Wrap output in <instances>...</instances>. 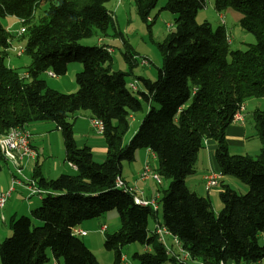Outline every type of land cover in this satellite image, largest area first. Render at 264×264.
I'll use <instances>...</instances> for the list:
<instances>
[{"label": "trees", "instance_id": "trees-1", "mask_svg": "<svg viewBox=\"0 0 264 264\" xmlns=\"http://www.w3.org/2000/svg\"><path fill=\"white\" fill-rule=\"evenodd\" d=\"M111 1L0 0V137L12 128L55 123L62 134L65 160L76 166L74 175L62 174L53 180L38 172L34 175L38 187L52 193L42 196L32 217L11 219L13 234L0 244V263L46 264L50 249L65 264H100L73 230L116 210L121 226L105 234L104 242L105 249L115 253L114 264H122L123 248L135 243L147 248L134 254L139 264H180L155 231H149V222L158 212L137 204L136 194L116 188L124 163L133 162L138 151L150 150L158 159L161 183L169 181L160 193L163 226L178 238L191 261L261 264L264 111L255 110L252 115L261 142L256 157L231 154L226 132L248 99L264 98V0H214L219 13L232 8L242 14V29L256 38V44L246 50H231L224 26L214 30L208 22L197 23L205 0H167L163 9L176 16V30L159 45L163 63L157 81L140 78L143 89L139 88L138 96L126 77L139 60L126 42L123 56L130 69L126 73L113 71L107 44H79L98 32L107 36L112 25L116 28L107 7ZM158 1L134 0L142 20H149ZM42 3L49 7L35 20ZM6 17L16 18L25 28L26 33L14 34L28 36L25 54L31 63L22 75L7 60L14 46L12 33L1 23ZM70 62L83 65L76 75V93L63 94L41 79L47 72L64 76ZM145 104L148 112L124 145L132 115L143 111ZM80 111H89L92 119L104 124L107 157L103 163L95 162L90 147L76 143L73 121ZM207 142L216 144L214 156L222 177H236L249 187L241 194L221 182L223 208L218 214L209 198L187 186ZM4 162L0 152V171ZM33 219L42 225L35 227Z\"/></svg>", "mask_w": 264, "mask_h": 264}, {"label": "rangeland", "instance_id": "rangeland-1", "mask_svg": "<svg viewBox=\"0 0 264 264\" xmlns=\"http://www.w3.org/2000/svg\"><path fill=\"white\" fill-rule=\"evenodd\" d=\"M166 1L167 0H159L156 7L151 11L149 20L144 21L141 19L137 12V7L134 0H112L107 4V7L109 11L112 12L111 14L114 18L116 28H114L112 25L108 30L107 36H103L98 32L92 38H85L80 40L79 44L85 47H94L102 44L103 41L100 40L98 44V40L100 38H103L106 44H108L112 53L111 56L113 59V71L126 73L130 72L129 65L123 56V53L126 51L124 42H126L130 46L131 51L138 56L139 60V65L132 69L133 73L130 76L126 77V82L130 84L136 81L138 87L140 88V90H142L143 85L139 80L140 78H145L153 82L157 81L159 77V69L162 67L163 63V56L159 45L164 43L170 32L176 30V16L163 9ZM205 3V7L199 10L197 14L196 21L198 24L208 22L211 24L214 30H216L220 26H224L232 42L230 45L231 50H246L248 45L256 44L255 36L242 29L240 24L242 14L240 12L229 8L225 12L219 13L215 8L214 0H205ZM48 7L49 5L47 3H42L35 20L43 15V12L47 10ZM1 23L3 27L8 29V31L13 35L12 42L14 43V51H12V53L14 54L10 53L7 60H11L13 62L12 67L16 68L22 75L23 73L27 72L28 66L31 63L30 57L25 54V46L27 44L28 36L27 34H24L23 36H19L17 34L22 29L23 25L20 24L14 17H6L1 20ZM16 30L18 31L16 34H14ZM116 32H120L122 36H119ZM11 47H13V45ZM20 49L24 50L22 55L17 54V51H19ZM142 62L144 63L142 64ZM82 70V64L78 62H70L68 64L67 73L64 76H52L51 74H49V72H47L42 74L41 79L45 80L51 89H54L63 94H74L78 90L76 75ZM134 93L136 96H138L137 92ZM244 105L247 106V111L243 115L244 117H246L247 121V130L249 137L246 145H248V148L245 150L236 145H229V152L233 155L249 154L250 156L252 155V157H256L260 153L261 142L259 140V137L256 135L257 131L254 128L255 124L252 115L256 109L264 111V98H250L244 103ZM155 107H158V105H155ZM147 112L148 107L145 104L143 111L132 115L129 121V129L123 137L124 145L128 144L130 138L139 129ZM90 117L91 113L89 111H80L75 115V119H77V121H87L88 124H90L91 121L92 125L93 119ZM38 124L55 125L54 123L52 124V122H38L30 124L28 126V130L31 133L35 134L34 132H36L38 128H34V130H32V127H37ZM44 127V129H40V132L46 133L47 135L45 137H35L36 141H38V143L36 144V148L38 151H35L37 153V156H39L37 158L39 159L37 170L42 172L46 177H49L54 173V165L61 164L63 168L66 167L67 172L70 171V173L65 174L74 175L76 170L70 167V164L64 162L63 153L65 151V148L63 149L64 142L62 144L63 138L61 133H57L54 128L47 126ZM48 130L51 131L48 132ZM90 131H92L93 140L91 141V143L93 144L94 148L92 150V153H94L93 155L94 159L96 160L95 162L103 163L106 160L105 153L107 151V144L105 142V139L102 133L97 132V130L93 127L89 129V132ZM78 134L83 135L82 133ZM206 151H208L207 148L201 150L198 161L196 163L197 174H194L195 176H189V178L187 179V186L190 190H195L200 196L209 198L214 212L218 214L223 208V203L220 199V191L222 190V188L220 186H217L211 188L210 190H207L205 189V184L201 179V176L205 171L204 169L209 170L208 161L204 154ZM213 154L215 155V150ZM213 157L215 169L219 171V167L215 161V156ZM37 159H35L36 162ZM147 165L153 172L157 173V169L159 166L158 159L152 158L151 156H146V150H140L136 153L135 160L133 162L124 163L123 171L124 175L128 177L129 182H131L129 186L135 187L138 190L139 196L141 195L140 192L142 190V187L143 190H152L155 196L153 195L154 197H152V199L148 201H153L156 199L158 194H162V192L168 188L169 181L162 179V183L159 184L156 180L150 178L151 180L146 182L150 183L151 185H144L142 181L145 180H142V174ZM4 166L6 167L5 163H3V167ZM72 169L74 171H71ZM33 172L34 170L31 171V173ZM60 174L61 173H58V175ZM226 179L227 183L230 184L231 187L238 193L246 194L249 191V187L241 182L238 178L227 176ZM138 184H141V186H143L139 187ZM34 196L37 197L38 195ZM34 196H32L33 199L31 200V202L25 201L22 196H14L12 198L9 197L5 206L6 216L8 215L9 217L4 222L2 221L0 216V234L4 236L2 237L3 239L1 243L10 238L13 234V231L10 228V216H12L14 213H17L16 218H20L22 216L32 217V212L28 211L30 206H32L33 210L40 206H35L34 202L36 200L34 199ZM160 199L161 197L156 200V206L158 207L157 217H152L149 222L150 233H152L156 229L158 222L163 225V208ZM153 206L155 209V205ZM8 208H10V214H8ZM33 224L35 227H38L42 225V222L33 219ZM104 224L108 225L109 227L107 232L105 233L101 231ZM120 226V215L116 210H113L108 212L101 218L85 221L82 225H80V227H78L79 229L83 228L86 230L87 236L81 237V239L96 255L100 264L115 263V253L106 250L104 247L105 234H112L116 232L120 228ZM6 231H10V234L6 235ZM259 243L260 245H264V234L260 235ZM168 245L171 246L172 249H174V246L170 245L169 241ZM146 251L147 249L144 246L137 243L125 246L122 250V255L125 256L122 264H139L138 261L134 259V254H142ZM47 255L50 260L46 264H65L63 259L57 260L50 249L47 251ZM166 264L171 263L168 262ZM192 264L199 263L192 262ZM228 264L234 263L228 262ZM262 264H264V262Z\"/></svg>", "mask_w": 264, "mask_h": 264}, {"label": "crops", "instance_id": "crops-1", "mask_svg": "<svg viewBox=\"0 0 264 264\" xmlns=\"http://www.w3.org/2000/svg\"><path fill=\"white\" fill-rule=\"evenodd\" d=\"M17 31L18 30H16L15 32H17ZM100 40L103 41L102 44H106V42L102 38H100L98 40V44H99ZM12 45L14 46V43L13 42H12ZM10 53L11 54H14L12 52H10ZM8 62L12 66L13 62L11 60H8ZM244 108H245V110L241 112L242 116H244L243 114L247 111V106L246 105H244ZM256 110H258V109H256ZM73 122H74V135H75V139H76L77 145L79 147L80 146H82V147L88 146V147L91 148V150H93L94 149L93 148V144L91 143V141L93 140V138H92V131L89 132V129L92 128L91 121H90V124H88L87 121H77V119H74ZM55 125H40V124H38L37 127H32V130H34V128H38L37 131L34 132L35 134L31 133L28 130V126L25 127V129L30 133V143H31V146L35 150H37L36 144L38 143V141H36V138L35 137H38V136L45 137L47 135L46 133L40 132V129L41 128H43V129L45 128L44 126L54 128L57 133H59V132L61 133V131ZM49 131H51V130H48V132ZM77 132L78 133H82L83 135H80ZM248 137H249V135H248V130H247L246 117H244V121L234 120V122L231 124V126L227 129V132H226V139H227L228 146L229 145H236V146H238L240 148H243L245 150L248 148L247 147L248 145H246V142L248 140ZM62 144H63V139H62ZM206 146L207 147H205V148H207L208 151H206L204 154H205V157L207 158V161H208L209 170L208 169H204L205 171H204V173L201 176L202 182L204 184H205V177L208 174H210L211 172H219V171H217L215 169V166H214V157H213L214 156L213 152H214V150H216V144L214 142H207L206 143ZM63 149H64V145H63ZM247 155H249V154H247ZM146 156H151L152 158H156V156L150 150H146ZM38 157L39 156H37V158ZM63 157H64V162H66V160H65V151L63 153ZM93 157H94V155H93ZM105 157H107V151L105 153ZM38 161H39V159H37V162H36V160L27 161V163L22 168V173L21 174H18L16 172L15 165L12 162H10V161L5 160L4 163H5L6 167L4 166L5 167L4 168L3 165H2V168H1V171H0V192H2V193L10 192V198H12L14 196L15 197L16 196H19V197L22 196L25 201H30L31 202V200L33 199L32 196H34V194L31 191V187H32V183L35 182L33 177H34V175L37 172L40 173V174H42L43 177L46 178V179H48V180L56 179L60 175L65 174V173H70V171L67 172L66 167L63 168V166H61V164H57V165H54V167H53L54 173L52 174V176L46 177L42 172H40V171L37 170ZM32 170H34L33 173H31ZM74 170L72 169L71 171H74ZM24 173H25V176H24ZM27 173H29V174H27ZM58 173H61V174L58 175ZM196 174H197V172H196ZM14 177L17 178V182L13 184V178ZM122 178L125 180V182L128 185L131 184V182H129L128 177H126L124 175V171L122 172ZM226 178L227 177H222V179L220 181V185H219L220 187H221V182L224 185H228V186L231 187V185L227 183V179ZM150 180L151 179H148V180H145V181H142V182L144 183V185L145 184H150V183H147L146 182V181H150ZM35 185H37V182H35ZM138 185H139V187H142L143 186V185L141 186V184H138ZM141 189H142L141 192H140L141 198H143L145 200H150V199H152V197L155 196V194H153V191L152 190H147V189H144L143 190V187ZM205 189H207L206 188V184H205ZM194 192H196V191L194 190ZM34 199L36 200L34 202V204H35L36 207H38L39 205H41L42 197H40V196L39 197L38 196L35 197L34 196ZM8 210H9V212H8ZM8 210H7V212H8V214H10V208H8ZM28 211L29 212H32L33 211L32 206H30V208L28 209ZM0 216H1L2 221H4V222L8 219L9 216L8 215L6 216V207L3 210H0ZM16 217H17V213H14L12 216H10L9 219L11 221V219L16 218ZM108 228L109 227L106 224H104L102 226V229H105L106 232H107ZM80 229L83 230V231H86L83 228H80ZM5 234L6 235H9L10 234V231H6ZM2 237H4V236H2L0 234V243H1L2 239H3ZM168 241H169L170 245H173L174 246V243H173V239L172 238H169ZM174 250L177 251V249L175 248V246H174ZM124 258H125V256H123V261H124ZM188 264H192V262H189Z\"/></svg>", "mask_w": 264, "mask_h": 264}, {"label": "built area", "instance_id": "built-area-1", "mask_svg": "<svg viewBox=\"0 0 264 264\" xmlns=\"http://www.w3.org/2000/svg\"><path fill=\"white\" fill-rule=\"evenodd\" d=\"M19 35H20V33H19ZM20 51H21V49L19 51H17V53H19ZM143 63L144 62H142V64ZM50 74L52 76H54V74H52V73H50ZM130 86L134 92H137L139 90V87H138L136 81L133 83H130ZM244 110H245L244 107H242L240 109V111L235 116V120L244 121V116H242V114H241V112ZM92 127L94 129H96L97 132H100L103 135L104 124L101 120L92 122ZM0 152L3 155V157H5V159L7 161H10L15 165L16 172L18 174L22 173V168L27 163V161L35 160L37 158V153H36L35 149L31 146V143H30V133L27 130H22L21 127H19V129H17V130H13V136L10 139V141H0ZM70 166L76 170L75 165L70 164ZM150 178H153L155 180V173L147 165L144 169L143 174H142V180H148ZM221 179H222V175L220 174V172H211L210 174H208L205 177L206 188L208 190H210L213 187L219 186ZM16 182H17V178L14 177L13 178V184ZM116 186H124V187L130 189L131 193L136 194L135 196L137 198H141V197L137 196L138 190L135 187H130L125 182V180H123L122 178H117ZM31 191L34 195H38L40 197L44 195V194H39V187L37 185H35V182L32 183ZM9 197H10V192H7V193L0 192V210L4 209V206H6V203L9 199ZM159 197H160V194H158L156 199L153 201H148V200H145L143 198H141V199L143 200V202L146 205L152 206L153 209H154L153 205H155L154 210L157 212L158 207L156 206V200L159 199ZM101 231L104 232L105 229H102ZM154 231L158 237V240L161 243H163L165 247H169V255L175 257L180 264H188L190 262V261H184V253L179 252L178 246H175V248L177 249V251H175L174 249H172L171 246L168 245V240H164V233L165 232L163 229L160 228V222H158L156 229ZM73 234L75 236H80V237L87 236V232L83 231L79 228L74 229Z\"/></svg>", "mask_w": 264, "mask_h": 264}, {"label": "bare ground", "instance_id": "bare-ground-1", "mask_svg": "<svg viewBox=\"0 0 264 264\" xmlns=\"http://www.w3.org/2000/svg\"><path fill=\"white\" fill-rule=\"evenodd\" d=\"M22 31L20 32V35L21 34H23L24 32H25V28H23V29H21ZM23 52H24V50L23 49H21V51L19 52V53H17L18 55L19 54H23ZM111 52V51H110ZM50 74V73H49ZM53 74V73H52ZM128 86L130 87V89H131V86H130V84H128ZM95 121H99L98 119H93L92 120V122H95ZM17 129H19V127H16V128H12L6 135H3V136H1L0 137V141H10V139L12 138V136H13V130H17ZM22 130H26L25 128H22ZM5 158V157H4ZM6 160V159H5ZM155 173V180H157V182L159 183V184H161V178H160V176L156 173V172H154ZM116 184H117V180H116ZM116 188H118V189H122V190H124L125 192H128V193H130V194H132L133 195V193H131L130 192V189H128V188H126V187H124V186H116ZM49 193H52V192H50V191H47V190H44V189H40L39 188V194H49ZM42 197V196H41ZM135 202L137 203V204H141V205H144V206H148V205H146L144 202H143V200L141 199V198H137L136 196H135ZM4 208H5V206H4ZM160 228L161 229H163L164 230V240H168L169 238H172L173 239V243H174V246H178V250H179V252L180 253H184V261H190V262H193V261H191V259H190V256H189V254L188 253H186L184 250H183V248H182V245H181V243H180V241L178 240V238H176V237H174V236H172L170 233H169V231L160 223ZM167 248V250H168V253H169V247H166ZM199 264H203L202 262H198Z\"/></svg>", "mask_w": 264, "mask_h": 264}]
</instances>
